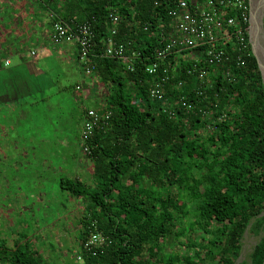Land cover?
I'll list each match as a JSON object with an SVG mask.
<instances>
[{
    "label": "trees",
    "instance_id": "1",
    "mask_svg": "<svg viewBox=\"0 0 264 264\" xmlns=\"http://www.w3.org/2000/svg\"><path fill=\"white\" fill-rule=\"evenodd\" d=\"M42 1L67 21H93L91 54L105 49L115 10L114 40L126 54L141 55L132 71L122 60L91 57L93 75L106 88L100 109L110 111V127L89 143L90 180L61 176L59 184L84 203L75 253L90 230L110 243L66 264H236L247 229L261 236L249 263L239 264H263L264 88L248 35L244 64L229 44L227 61L206 65L200 53L193 74L186 73L192 61L177 55L166 95L171 102L184 96L193 109L174 105L169 114L148 94L163 67L145 71L161 44L159 24L168 22L166 0ZM200 68L207 71L204 80L197 79ZM9 246L3 243L0 252L12 264H49L28 243Z\"/></svg>",
    "mask_w": 264,
    "mask_h": 264
},
{
    "label": "rangeland",
    "instance_id": "2",
    "mask_svg": "<svg viewBox=\"0 0 264 264\" xmlns=\"http://www.w3.org/2000/svg\"><path fill=\"white\" fill-rule=\"evenodd\" d=\"M255 25L256 21L252 39L257 44L256 40L260 39V36L258 38L255 36ZM261 26L264 35V16H261ZM250 51L253 54L252 50ZM190 52H187L189 57L200 58L199 52ZM257 56L259 58L258 53ZM82 71L84 73L83 67ZM67 78L69 80L65 90L52 93L50 96L49 112L47 108L36 109L35 139L38 140L39 135L41 138L40 144L34 148L33 159L29 160L31 167L22 164L23 159L20 156L16 160L17 163L10 164L9 154L20 153L21 148L11 149L7 145L0 148V245L5 243L10 247L9 245L14 242L28 243V246L38 250L49 264H66L71 257L76 256L75 244L84 203L82 199H76L66 190H62L59 179L61 176L73 178L75 174H83L74 167V162L85 158L80 140L81 109L82 107L100 108L98 100L77 101L74 93L80 96V91L76 87L73 88L74 79L69 78V75ZM105 90L106 88L103 93H106ZM2 127L15 129L13 125L7 123ZM14 134L16 137L15 132ZM14 134L10 135L11 139ZM44 136L45 139H42ZM19 141L22 142L21 137ZM43 159L47 162L49 160V163H42ZM61 165L69 170L58 174L53 172L49 175L43 174V171L49 167ZM14 166L16 170L12 171L10 167ZM90 177V174L86 173L81 178L88 182ZM39 191L45 194L33 196ZM260 236L261 234L250 233L248 229L245 231L236 264L243 260L249 263V254ZM0 264H12V262L9 259L5 260L0 252Z\"/></svg>",
    "mask_w": 264,
    "mask_h": 264
},
{
    "label": "built area",
    "instance_id": "3",
    "mask_svg": "<svg viewBox=\"0 0 264 264\" xmlns=\"http://www.w3.org/2000/svg\"><path fill=\"white\" fill-rule=\"evenodd\" d=\"M257 0H166L168 5V22L159 24L161 28L160 46L153 52L151 61L145 66L149 74L156 73L161 67L162 73L149 87V97L163 101L162 110L174 114L172 106L178 105L189 111L193 109L192 102L184 96L175 98L173 102L166 95L165 85L169 81V72H176L178 62L177 55L182 54L185 59L192 61V66L186 69L187 74H193L197 69V57L191 58L184 52L191 51L202 54L204 64L220 65L229 59L228 52L224 47L229 44L233 50L238 52L237 61L244 64L248 43L246 35H249L252 10ZM155 5L160 1L155 0ZM111 22L110 37L102 52L91 54L95 47V28L92 20L84 22L65 20L58 15H53L50 29V41L53 44L60 42L73 43L77 47L78 62L83 67L86 76L92 75L91 57L112 58L122 60L129 71L134 69L133 60L141 55L138 52L126 54L123 43L116 42L114 36L117 33L119 22L118 13L111 10L108 15ZM147 25L144 24V29ZM252 50V47H251ZM190 52V53H191ZM201 53V54H200ZM33 55L34 52L32 51ZM144 58V57H143ZM172 59L174 60L172 62ZM197 79L204 80L207 77L205 69L197 70ZM207 83H210L207 81ZM182 80L177 82L180 88ZM79 89L80 86L76 85ZM199 95L201 90H197ZM205 112V111H203ZM110 127V111L98 108H86L83 115L80 130L81 150L84 154L91 152L90 141L96 132L106 131ZM110 239L98 230H90L88 236L82 243V248L76 254L77 261L82 260V253L96 255L102 251Z\"/></svg>",
    "mask_w": 264,
    "mask_h": 264
},
{
    "label": "crops",
    "instance_id": "4",
    "mask_svg": "<svg viewBox=\"0 0 264 264\" xmlns=\"http://www.w3.org/2000/svg\"><path fill=\"white\" fill-rule=\"evenodd\" d=\"M51 13L50 6L42 0H0V148L5 145L11 149L21 148L20 153L9 154L10 164L17 163L16 160L21 157L22 164L32 165L29 160L33 159L34 148L40 144L41 138L39 135V139H35L36 109L47 108L49 112L50 96L65 90L68 75L74 79L73 88L80 86V96L74 93L77 101L94 99L101 107L106 96L103 93L105 86L99 83L93 72L90 76L84 75L75 44L51 43ZM100 93L104 95L100 96ZM86 108L81 109L80 130ZM6 123L15 129L3 128L2 125ZM12 133L15 137L13 140L10 138ZM84 157L74 162L75 169L83 173L74 177L82 179L83 175L90 173L91 160ZM42 163H49V160L43 159ZM10 168L16 170V166ZM68 170L63 165L51 166L43 174ZM42 191L33 196L45 194Z\"/></svg>",
    "mask_w": 264,
    "mask_h": 264
},
{
    "label": "bare ground",
    "instance_id": "5",
    "mask_svg": "<svg viewBox=\"0 0 264 264\" xmlns=\"http://www.w3.org/2000/svg\"><path fill=\"white\" fill-rule=\"evenodd\" d=\"M262 3H263V1L261 2V0H257L256 3H255V7L252 10L251 33L254 32V22L256 21L255 36L257 38L260 36V39L258 38L256 40L257 44H255L253 42L254 43V49H255L254 51L256 52V56H257V53L259 54V58H258V56H257V58H258V61H259V64H260V68H261V71H262V74H263V79H264V38H262V28H261V16H263V13L260 11ZM259 15H260V18H258ZM252 35L254 37V33H252Z\"/></svg>",
    "mask_w": 264,
    "mask_h": 264
},
{
    "label": "water",
    "instance_id": "6",
    "mask_svg": "<svg viewBox=\"0 0 264 264\" xmlns=\"http://www.w3.org/2000/svg\"><path fill=\"white\" fill-rule=\"evenodd\" d=\"M260 11L263 13V16H264V0H263V3H262V6H261V10ZM261 28H262V26H261ZM248 34H249L248 36H249L250 43H251V47H252V52H253V55L255 56L256 60H257L258 68H259L260 73H261V78H262V83H263V88H264L263 74H262V71H261V68H260V64H259L258 58H257L256 53L254 51V43H253V39H252L251 26H250V31H249ZM262 37L264 38L263 32H262ZM263 264H264V262H263Z\"/></svg>",
    "mask_w": 264,
    "mask_h": 264
}]
</instances>
